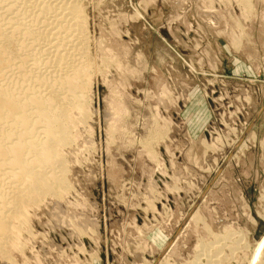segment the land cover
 Returning a JSON list of instances; mask_svg holds the SVG:
<instances>
[{
    "label": "rangeland",
    "instance_id": "obj_1",
    "mask_svg": "<svg viewBox=\"0 0 264 264\" xmlns=\"http://www.w3.org/2000/svg\"><path fill=\"white\" fill-rule=\"evenodd\" d=\"M78 1L89 117L64 149L67 191L28 209L0 264H156L170 244L157 264H248L264 235V0Z\"/></svg>",
    "mask_w": 264,
    "mask_h": 264
},
{
    "label": "bare ground",
    "instance_id": "obj_2",
    "mask_svg": "<svg viewBox=\"0 0 264 264\" xmlns=\"http://www.w3.org/2000/svg\"><path fill=\"white\" fill-rule=\"evenodd\" d=\"M85 25L78 0H0L3 258H9L8 247L22 244L19 236L29 225L28 209L42 198L67 191L64 149L71 140L72 126L89 117L88 102L83 99L93 76L84 58L88 50L82 47L88 38ZM200 247L198 251L207 256V246ZM198 260L194 264H203ZM208 260V264H218ZM248 264H264V235L255 243Z\"/></svg>",
    "mask_w": 264,
    "mask_h": 264
}]
</instances>
